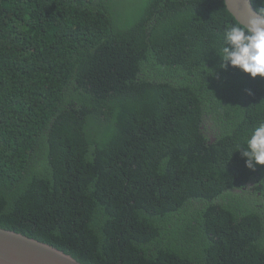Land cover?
I'll list each match as a JSON object with an SVG mask.
<instances>
[{"label": "trees", "instance_id": "trees-1", "mask_svg": "<svg viewBox=\"0 0 264 264\" xmlns=\"http://www.w3.org/2000/svg\"><path fill=\"white\" fill-rule=\"evenodd\" d=\"M234 23L224 0H0V227L85 264H264L241 156L264 78L220 67Z\"/></svg>", "mask_w": 264, "mask_h": 264}, {"label": "clouds", "instance_id": "clouds-1", "mask_svg": "<svg viewBox=\"0 0 264 264\" xmlns=\"http://www.w3.org/2000/svg\"><path fill=\"white\" fill-rule=\"evenodd\" d=\"M261 4L264 5V0ZM257 13L246 24L234 23L224 30L223 44L217 52L222 61L221 68L230 65L252 78H264V6L258 8ZM246 145L241 152L246 167L255 170L257 165H264V122L251 130Z\"/></svg>", "mask_w": 264, "mask_h": 264}, {"label": "water", "instance_id": "water-1", "mask_svg": "<svg viewBox=\"0 0 264 264\" xmlns=\"http://www.w3.org/2000/svg\"><path fill=\"white\" fill-rule=\"evenodd\" d=\"M234 19L246 24L257 15L251 0H224ZM0 264H85L61 249L27 236L23 233L0 227Z\"/></svg>", "mask_w": 264, "mask_h": 264}]
</instances>
